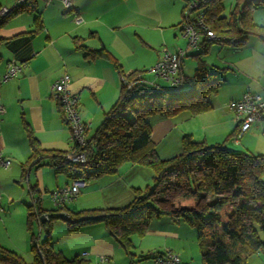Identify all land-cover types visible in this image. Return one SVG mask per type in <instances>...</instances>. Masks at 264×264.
<instances>
[{"label":"crops","instance_id":"crops-1","mask_svg":"<svg viewBox=\"0 0 264 264\" xmlns=\"http://www.w3.org/2000/svg\"><path fill=\"white\" fill-rule=\"evenodd\" d=\"M14 1L0 0V5L9 6ZM185 3L186 0H71L66 8L63 0H37L35 9L19 11L0 25V73L11 61L22 66L16 76L0 82V155L12 161L9 167L0 165V244L20 254L26 263L34 262L28 227L33 197L43 209H48L52 192L78 181L57 173L49 164L34 166L29 162L33 151L30 133L46 149L69 151L73 147L72 131L52 96L53 82L64 73L70 75L69 88L78 95L79 113L89 124V137L93 136L118 99L123 76L133 70H145L149 85L163 87L159 77L150 72L163 47L156 44L151 30L167 39L168 32L175 30L174 37L182 38L180 25ZM213 4L211 23L216 19ZM37 15L42 23L39 30ZM253 19L264 26V4L253 9ZM121 24L140 31L139 44L118 32ZM77 39L91 49L104 44L122 64L125 75L110 60L87 56L86 49L77 46ZM169 48L174 50L176 46ZM214 49L216 56L207 60V53ZM208 52L202 56L207 69L226 75L218 92L210 97L213 106L198 114L188 110L173 116L153 114L151 139L157 154L161 158L179 154L186 134L209 145L225 143L233 150L264 154V119L237 141L231 135L237 121L230 108V102L246 91L264 96V39L250 34L242 45L213 42ZM188 56L182 62V74L191 77L197 64L192 71H186ZM229 79L237 88L236 94L221 95L223 83ZM153 176L147 165L127 161L115 174L79 179L85 185L80 186L79 195L65 211L70 214L87 208L124 206L133 199L134 188L153 184ZM39 231L43 240L45 233ZM132 240L130 254L102 222L73 230L68 219L57 218L51 242L65 256H79L89 264H97L104 255L115 264H155L154 253L165 247L180 253L181 264H203L197 229L182 219L169 215L153 217L147 232L133 235ZM246 264H264V251L249 256Z\"/></svg>","mask_w":264,"mask_h":264},{"label":"trees","instance_id":"trees-1","mask_svg":"<svg viewBox=\"0 0 264 264\" xmlns=\"http://www.w3.org/2000/svg\"><path fill=\"white\" fill-rule=\"evenodd\" d=\"M36 1L28 0L15 7L0 25L19 11L35 9ZM212 2L216 15L212 28L224 37L218 43L242 45L250 34L264 39V26L253 19V9L263 5L264 0H237L227 16L223 15L222 0ZM36 19L39 30L41 18L37 15ZM78 42L77 39V46L86 49L87 56L108 59L125 75L122 64L104 44L91 49ZM213 42L205 40L199 52L189 54L197 58V67L191 77L184 76L186 88L160 87L153 92L145 70L126 74L133 84L128 87L122 82L120 95L105 119L86 144L79 147L88 158L86 163L70 161L65 156L67 151L41 147L29 134L33 148L29 162L34 166L49 164L72 180L115 174L127 161L147 165L154 171L153 184L134 188L133 199L124 206L71 212L70 229L102 222L133 254L132 236H143L153 217L169 215L197 229L203 264H246L249 256L264 251V154L233 150L225 143L209 145L186 134L179 154L161 158L151 139L153 114L173 116L184 110L198 114L212 108L210 97L218 92L223 78L207 69L202 56ZM237 128L231 135H237ZM73 147H77L74 141ZM207 195L212 199L208 200ZM66 209H43L38 200L36 206L29 205L32 264H89L79 256H65L52 245L54 221ZM43 214L48 218L42 219ZM35 221L45 232L43 240L34 229ZM0 261L28 264L20 254L1 244Z\"/></svg>","mask_w":264,"mask_h":264},{"label":"built area","instance_id":"built-area-1","mask_svg":"<svg viewBox=\"0 0 264 264\" xmlns=\"http://www.w3.org/2000/svg\"><path fill=\"white\" fill-rule=\"evenodd\" d=\"M28 0H15L11 6L0 5V21L4 19L15 7L23 5ZM51 2L52 0H45ZM213 0H186L184 7V16L181 23V33L187 38L186 47H177L172 50L167 45H163L156 64L150 69L155 77L163 78L171 86L178 88L185 84V78L182 74V62L190 53L201 48L205 40L221 42L223 36L218 34L211 25L210 6ZM66 8L71 5V0H63ZM21 63L11 61L8 68L0 73V82L7 81L16 76L21 70ZM144 81H147L144 79ZM71 77L68 73L59 76L52 84V96L59 103L64 118L67 121L71 131L72 138L77 147H72L65 156L75 163H86L88 161L84 152L79 147L86 144L89 135V124L84 121L79 113V97L73 93L70 88ZM128 87L133 82L125 76L122 77ZM150 82V81H148ZM230 108L235 114L237 121L238 141L243 134L255 123L264 119V96L251 91H246L243 95L232 102ZM0 110H3L0 107ZM11 159H6L0 155V165L9 167ZM79 180V179H78ZM80 192V186L76 182L64 184L51 193V200L55 208L64 209L73 202ZM0 191V210L1 205ZM32 204L36 206L37 198L33 197ZM65 211V210H64ZM66 212V211H65ZM155 264H181L180 253L169 247L158 250L153 255ZM97 264H115L108 256H102Z\"/></svg>","mask_w":264,"mask_h":264},{"label":"rangeland","instance_id":"rangeland-1","mask_svg":"<svg viewBox=\"0 0 264 264\" xmlns=\"http://www.w3.org/2000/svg\"><path fill=\"white\" fill-rule=\"evenodd\" d=\"M236 2H237V0H222L223 6H224L223 15H225V16L229 15V13L231 12V10L234 7V5L236 4ZM12 4H14V3L12 2L9 6H11ZM154 23L155 22L152 21V24H154ZM101 30L104 31V27H101ZM174 31H169L168 32V39L166 37L162 36V35H159L154 29L151 30V33H153V37L157 40L156 44L160 45V47H162L163 45H167L168 47H170V46L173 45V46H176V48L177 47H182V48L186 47V45H187V38L184 37V36L182 38L178 36L177 39H176V37H174ZM118 32L121 35L125 36L126 38L132 39V41H133L134 44H136V45L139 44L138 41L140 39V36L138 34H139L140 31H138V29L134 28L133 26H129V25H125L124 26L123 24H121L120 25V29L118 28ZM173 42H176V44L173 43ZM214 48L215 49H218L219 46H217V44H215L214 45ZM215 49L207 53V55H206V57H207L206 59L207 60L210 61L211 56H213V57L216 56V52L217 51ZM197 52H199V51H197ZM153 53H155L154 50H153ZM223 54H224V52L222 53V55ZM152 55H154V54H152ZM196 64H197V58L194 57V56H188V58L186 60V65H187V68L188 69L186 71H188V72L192 71V69L195 68ZM188 74H191V73H188ZM149 76H151V75H149ZM221 77L222 78L223 77H226V75L224 74V72H221ZM150 79L153 80L154 78L153 77H150ZM158 81L162 84L163 87H169L170 86V83L168 81L163 80V78H159ZM231 82L232 81L229 79L228 82H224L223 83L222 90H221V95H229V94L232 95V94H236L237 88L236 87H233L231 85ZM187 86H188V83H186L183 86V88H186ZM151 88H152V91L153 92H158L159 91V89L157 87H155V86H152ZM147 167H149V166H147ZM149 169H151L153 175H155L153 169L151 167H149ZM152 179H153L152 182H154V176H153ZM83 183H85V181L84 182L82 180L76 181V184L79 185V186H81V187H83L85 185ZM206 198L208 200H210V199H212V196L211 195H207ZM48 204H49L48 209L55 208L52 200H50V202ZM34 229L36 230V233L39 234L40 231H39V227H38V224H37L36 221H35V228ZM42 232H44V231H42Z\"/></svg>","mask_w":264,"mask_h":264},{"label":"water","instance_id":"water-1","mask_svg":"<svg viewBox=\"0 0 264 264\" xmlns=\"http://www.w3.org/2000/svg\"><path fill=\"white\" fill-rule=\"evenodd\" d=\"M58 216L60 217V218H62V219H70V215H69V213H67V212H65V211H61L59 214H58ZM48 218V215H46V214H43L42 215V219H47Z\"/></svg>","mask_w":264,"mask_h":264}]
</instances>
